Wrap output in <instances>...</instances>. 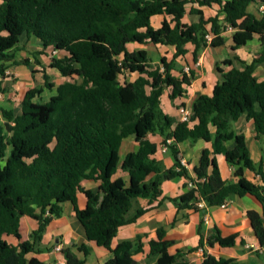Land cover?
Returning <instances> with one entry per match:
<instances>
[{
  "label": "trees",
  "instance_id": "16d2710c",
  "mask_svg": "<svg viewBox=\"0 0 264 264\" xmlns=\"http://www.w3.org/2000/svg\"><path fill=\"white\" fill-rule=\"evenodd\" d=\"M189 2L217 4L218 12L205 19L200 9L191 8L190 13L199 15L198 21L183 22ZM253 2L264 4V0H0V76L8 67L6 62L30 65L28 58L18 60L15 55L18 38L24 34L38 39L42 49L63 52L52 56L48 67L70 79L55 85L42 68L44 86L54 89V94L43 100L38 96L41 89L32 87L24 92L18 114L0 107L6 119L0 124V264H44L26 255L39 251L36 243L49 220L61 215L66 201L72 203L86 238L113 253L105 262L94 264H135L133 255L142 251V236L111 247L117 230L147 210L140 208L126 218L133 198L169 201L177 209L196 210H200L195 205L198 201L218 206L233 194L249 193L264 203V187L244 177L245 168L261 173V165L249 157L244 135L230 129L231 122L245 115L252 119L256 137L264 133V77L258 80L255 75L258 65L264 67V41L251 61L234 56L221 61L229 66L226 71L216 66L221 79L211 94L194 99L189 121L172 128L171 117L160 107L165 88H170V99L181 97L184 85L194 79L191 68L182 71L181 77L172 73L176 58L188 52L186 44L193 45L195 63L203 48L224 44L223 33L229 27L234 30L232 50L254 34L264 35V9L260 17L249 12ZM154 15L169 20L164 17L154 28L150 23ZM208 33L210 39L205 37ZM148 42L173 46L171 58L163 55L152 63L147 51L127 48L128 43ZM124 72L136 77L120 83L118 75ZM210 126L215 128L212 150L203 149L192 176L177 158L176 145L188 139L210 141ZM155 132L163 140H173L169 149L174 164L169 168L152 157L156 143L144 139ZM131 135L141 140L136 150L121 159L120 144ZM229 140L234 145L226 149L223 146ZM218 153L233 167L234 181L222 179L215 158ZM118 167L127 180L114 177ZM150 174L153 177L147 179ZM176 177L185 178V186L189 182L191 186L178 196H161V181ZM88 179L98 182V191L79 207L76 194L84 191L81 181ZM24 215L37 220V228L27 240L16 245L7 242L4 235L20 239ZM247 217L264 245V217L254 210H248ZM237 235L216 234L207 242L229 247ZM148 245L147 256L156 257V264H189L180 251L170 252L172 241L165 238L163 228L156 230ZM78 249L87 253L83 244ZM66 264L84 261L69 257ZM201 264L239 263L206 254Z\"/></svg>",
  "mask_w": 264,
  "mask_h": 264
},
{
  "label": "crops",
  "instance_id": "0c3cea01",
  "mask_svg": "<svg viewBox=\"0 0 264 264\" xmlns=\"http://www.w3.org/2000/svg\"><path fill=\"white\" fill-rule=\"evenodd\" d=\"M191 8L200 9L205 19L216 15L218 12L217 4H212L211 6H200L196 2H189L185 5V13L182 18L183 22L194 23L198 21L199 15L190 13ZM263 9L264 4L259 2L250 3L247 8L249 12L253 13L257 17L261 16ZM164 17L169 20V17L167 16L154 15L151 17L150 23L152 21V24H154L153 27L157 28L160 26ZM233 31L234 30L232 28H228L223 33V45L230 48L229 54L209 57L207 56L209 49H216L218 47L207 46L201 50L197 61L194 63L191 53L193 45L188 43L185 45L188 52L184 56L176 58L175 64L178 65L175 66L176 70L172 72L175 76L181 77V72L184 71L185 68L193 69L195 76L190 85H184L185 94L181 97L170 99L168 96L170 88H165L162 92L160 97V107L162 111L165 110L164 113L171 117L172 128L181 121L178 110L179 105L183 104L182 106L191 109V104L198 95L211 94L213 86L221 79L220 74L216 70V66L219 65L224 71L229 68V66L221 64L222 60L238 56L249 62L261 50L264 35L259 36L258 34H254L250 41L239 46L235 50H232L231 35ZM22 37H25L26 40L32 41L33 48L30 52L32 51L36 54H38V52H43L38 55H47L48 49L51 48L48 47L46 49H42V45L38 39L34 37H27L24 34L19 36L16 48L18 43L23 41H20ZM149 44L153 45L157 50L163 46L172 47L173 50L171 52V56L174 52L173 46L159 45L151 42L145 44L128 43L127 48L128 50L145 49V46ZM18 51L19 49L17 48L15 55L16 59L19 60L20 57L17 56ZM168 59L170 58L168 57ZM37 64L39 65L38 68H40V70H36V68H34V66L32 67L31 64L29 66L22 64L12 65L9 64V62H6L8 67L5 71L10 69V73H14L16 76V83L19 82L18 85H22L23 82L20 81V75L26 76V69L31 68L34 73H42V68H44L46 72L47 68H50L48 67L49 63L44 66L37 60ZM255 75L258 80L263 79L264 67L262 65H258L256 67ZM61 77L65 79L61 80L57 84L54 83L55 85H58L66 80H70L68 77H64L62 75ZM129 80L132 79H128L126 81ZM123 82L124 81L120 83ZM26 90L27 89H24L22 91L19 98V109L16 110L13 103L8 101V99H6L8 101V105L0 104V107L8 110L10 109L14 112V114H18L21 110V100ZM8 97L9 96L7 95L6 98ZM162 100L164 101L163 103ZM230 129L235 134L242 133L244 135L249 157L256 166L259 164L261 165V173L245 168L244 177L257 185L264 187V133H260L256 137L253 121L252 119L246 118L245 115H242L236 121L231 122ZM210 132V141H205L201 138L195 140L188 139L177 143L176 145L177 158L184 161V166L192 176L194 175L193 168L198 165L203 149L207 148L212 150L213 140L215 137V128L213 126H210ZM144 139H148L149 141L156 143V151L152 157L157 160H161L166 168H169L174 164V158L170 149L168 148L166 152H161L159 149V146L163 141V137L159 133H149L144 137ZM140 140L141 138L133 135L124 138L120 144L119 155L122 147L124 154L122 156L120 155V158L122 159L128 152L136 150ZM233 145L234 141L229 140L224 143L223 147L227 149L232 148ZM215 158L222 179L226 182L234 181L233 167L228 164L224 154L218 153L215 155ZM118 176L123 177L125 180L128 179L127 174L123 172L120 167H118L114 177ZM151 177H153V174H150L147 179ZM186 182V179L183 177L163 179L160 184V189L162 191L161 196L174 197L184 193L188 188L185 186ZM81 186L84 191H78L76 198L77 205L79 207H84L88 198L98 191V182L91 179L82 180ZM203 204L204 207L200 210L193 208L177 209L169 201L158 203V200L150 202L148 198H133L131 207L126 214V218L129 219L133 217L136 211L140 208H146L147 210L134 222L126 224L117 230L114 238L112 239L111 247H116L122 241H134L136 240V237L140 235L142 236V251L133 255L135 264H156V257L147 256L149 252L148 241L149 239L156 237V230L158 228H163L165 231V238L172 241V245L169 249L170 252L175 253L176 251H180L182 253V259L186 260L189 264H201L206 254H211L215 257L234 258L239 264H264V245L259 243L247 217L248 210H254L264 217L263 202L259 201L254 195L246 193L242 196L234 194L230 195L222 204L223 206H207L204 202ZM37 226V220L24 215L20 218L19 223L20 239H17L13 235H4V238L7 242L16 245L20 241L29 239L30 233L36 229ZM232 233H238L233 246L222 247L216 243L210 246L207 242L209 237L216 234H220V236H228ZM82 244L86 246V254H84L82 250L78 249V247ZM55 246H60L61 251H55ZM36 247L39 249L38 252H31L26 256L28 258L36 257L40 261H43L44 264H57V261L60 260L64 261L66 264L69 257L82 259L84 264L103 263L113 256V253L110 250L99 247L94 242L89 241L86 238L81 224L75 217L73 205L70 201L62 203V212L59 217H52L49 220L41 235L40 241L36 243Z\"/></svg>",
  "mask_w": 264,
  "mask_h": 264
},
{
  "label": "rangeland",
  "instance_id": "374dc122",
  "mask_svg": "<svg viewBox=\"0 0 264 264\" xmlns=\"http://www.w3.org/2000/svg\"><path fill=\"white\" fill-rule=\"evenodd\" d=\"M154 23V21H153ZM152 24V21H151ZM154 26V24H152ZM23 40V41H22ZM22 42L18 43L17 48L19 51L17 52V56H19V59L23 58H28L31 66L36 68V70H40L38 68L37 60L44 66L48 65L50 63L52 56L58 57L59 55L61 56L63 52H53L52 48L48 49L47 55H38L34 52H30V50L33 48V43L31 40H26L25 37H22L21 40ZM145 49L148 52V55L152 59V63H157L159 62V57L161 55H166L169 58H171V52H172V47L168 46H163L160 49H155V47L151 44L146 45ZM145 49H139V50H145ZM145 50V51H146ZM230 48L226 45H223L221 47H218L216 49H209L207 56L209 57H217L218 55H226L229 54ZM178 64H176L177 66ZM184 71H187V68L184 69ZM26 76L20 75L21 79L20 81L23 82L22 85H18L19 82L16 83V76L14 73H10V69L5 71V76L1 77L0 76V88L3 90H0V104H6L8 105V101L13 103L14 108L17 110L20 107V96L21 93L24 89L32 88V87H37L41 89L39 93V97L42 98L43 100H47L53 93L54 89L50 90L44 86V79L42 73H34L31 68L26 69ZM49 75V80L55 84L60 82L61 80H64L65 78L61 77V74L58 72L57 69H50L47 68V72ZM136 77V74H131L129 72H124L122 74L118 75V80L120 82L126 81L128 79H133ZM9 96L6 98V96ZM8 99V101L6 100ZM164 99V98H163ZM6 100V101H5ZM7 102V103H6ZM164 101L162 100V103ZM10 104V103H9ZM182 105L178 106V110ZM165 110H163L164 112ZM180 113V112H179ZM5 121L4 117L2 116L0 112V124H3ZM124 154L123 147L121 149L120 155L122 156ZM165 188V187H164ZM56 218V217H55Z\"/></svg>",
  "mask_w": 264,
  "mask_h": 264
},
{
  "label": "built area",
  "instance_id": "2783aa9c",
  "mask_svg": "<svg viewBox=\"0 0 264 264\" xmlns=\"http://www.w3.org/2000/svg\"><path fill=\"white\" fill-rule=\"evenodd\" d=\"M229 29H230V27H229ZM211 33H208V34H206V38L207 39H210L211 38ZM53 52L54 53H56V51L55 50H53ZM188 70V69H187ZM179 112H180V117H181V121H183V120H185V121H189V119H190V115H191V110L189 109V108H187V107H185V106H181L180 108H179ZM173 143V140L171 139V138H167V139H164L163 141H162V143L160 144V146H159V149H160V151L161 152H166L167 150H168V148H169V145H171ZM181 164H185L184 163V161L183 160H181ZM191 186V183L189 182L188 183V187H190ZM195 205L199 208V209H201V208H203L204 207V204H203V201H198V202H196L195 203ZM222 205V204H221ZM223 206V205H222ZM54 250L55 251H57V252H60L61 251V247L60 246H55V248H54ZM57 264H65L64 263V261H57Z\"/></svg>",
  "mask_w": 264,
  "mask_h": 264
}]
</instances>
